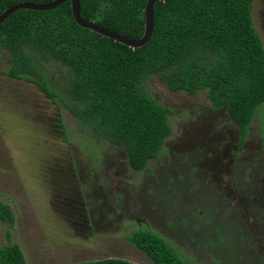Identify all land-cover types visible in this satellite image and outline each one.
I'll use <instances>...</instances> for the list:
<instances>
[{
    "label": "rangeland",
    "instance_id": "obj_1",
    "mask_svg": "<svg viewBox=\"0 0 264 264\" xmlns=\"http://www.w3.org/2000/svg\"><path fill=\"white\" fill-rule=\"evenodd\" d=\"M251 21L264 50V0H252ZM8 63L0 51V203L13 219L0 221V247L17 244L25 264H152L127 241L148 230L190 264H264V104L238 147L205 90L172 93L146 80L143 90L172 111L170 134L164 153L135 172L124 151L77 124L64 91L53 105L1 74ZM43 67L60 92L62 72Z\"/></svg>",
    "mask_w": 264,
    "mask_h": 264
},
{
    "label": "trees",
    "instance_id": "obj_2",
    "mask_svg": "<svg viewBox=\"0 0 264 264\" xmlns=\"http://www.w3.org/2000/svg\"><path fill=\"white\" fill-rule=\"evenodd\" d=\"M0 0V13L18 2ZM146 0H79L80 18L136 39L143 29ZM252 0H162L152 6L147 43L130 49L78 27L64 3L47 12L17 10L0 24V51L8 54L4 76L35 86L53 105L60 103L77 124L121 149L132 171L164 153L170 134L162 107L142 88L155 77L172 93L206 91L211 109H222L235 126L238 147L256 109L264 104V50L251 21ZM62 72L65 87L50 89L43 66ZM63 131L62 124L58 123ZM0 221L12 216L0 203ZM127 241L152 264H190L164 239L148 230ZM0 264H25L15 243L0 247ZM77 264H132L116 258Z\"/></svg>",
    "mask_w": 264,
    "mask_h": 264
},
{
    "label": "water",
    "instance_id": "obj_3",
    "mask_svg": "<svg viewBox=\"0 0 264 264\" xmlns=\"http://www.w3.org/2000/svg\"><path fill=\"white\" fill-rule=\"evenodd\" d=\"M162 0H146L142 14H143V29L140 37L132 39L126 36H123L119 33L105 29L93 22L85 21L80 18V3L79 0H52L46 4H36V3H27V2H18L3 12L0 13V24L12 13L17 10H28L34 12H47L51 11L58 6L68 3L70 9V16L73 22L80 28L91 31L101 37H105L113 41L114 44H120L130 49H138L144 46L148 39L150 38L152 31V6Z\"/></svg>",
    "mask_w": 264,
    "mask_h": 264
}]
</instances>
